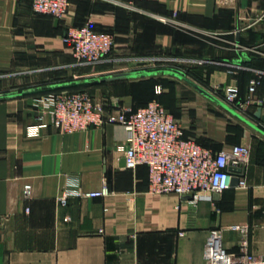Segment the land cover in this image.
<instances>
[{"label": "crops", "instance_id": "crops-1", "mask_svg": "<svg viewBox=\"0 0 264 264\" xmlns=\"http://www.w3.org/2000/svg\"><path fill=\"white\" fill-rule=\"evenodd\" d=\"M32 2L0 0V264H205L215 229L230 252L264 258V0H72L63 18ZM86 23L115 35L103 62H80L65 39ZM257 76L246 114L225 101L223 87L244 100ZM51 89L109 109L159 100L204 146H250L247 186L196 203L153 193L149 168L124 162L125 126L65 133L40 120ZM72 178L109 193L64 204Z\"/></svg>", "mask_w": 264, "mask_h": 264}, {"label": "built area", "instance_id": "built-area-1", "mask_svg": "<svg viewBox=\"0 0 264 264\" xmlns=\"http://www.w3.org/2000/svg\"><path fill=\"white\" fill-rule=\"evenodd\" d=\"M71 3L72 0H33L32 8L36 13L63 18ZM164 20L178 22L171 17ZM65 39L72 43L75 56L85 64L103 62L115 46L114 34L96 31L90 23L70 26ZM259 82L260 76L251 80L249 95L244 100L235 84L222 88L223 97L231 107L246 114ZM161 91L159 87L158 92ZM113 106L109 109L96 102L87 90L50 92L38 100L40 120L61 132L71 133L107 123L125 126L129 143L119 148L125 152L129 168L139 165L149 168V189L153 193L190 195L196 203L233 187L234 177L239 178L237 186H247L250 146L234 144L221 150L204 146L186 135L184 125L159 100L137 108L123 106L117 101ZM80 183L79 178L71 179L70 188L61 196L64 204L72 196L96 197L109 193L106 186L101 190L85 191ZM30 194L31 184H25V197L29 198ZM234 228L243 233L247 231L245 226L235 225ZM205 264H264V258L250 252L245 244L239 252H230L215 229L206 243Z\"/></svg>", "mask_w": 264, "mask_h": 264}, {"label": "water", "instance_id": "water-1", "mask_svg": "<svg viewBox=\"0 0 264 264\" xmlns=\"http://www.w3.org/2000/svg\"><path fill=\"white\" fill-rule=\"evenodd\" d=\"M262 106H263L262 104L259 105V109H258L257 112H256V116L259 117V118H263V119H264V116H263V114H262ZM124 162H126V159L124 160ZM232 183H233L234 186L238 185V183H239V178H238V177H234ZM219 194H220V193H215V194H214V197H215V198H218V197H219ZM189 197H191V196L189 195Z\"/></svg>", "mask_w": 264, "mask_h": 264}, {"label": "trees", "instance_id": "trees-1", "mask_svg": "<svg viewBox=\"0 0 264 264\" xmlns=\"http://www.w3.org/2000/svg\"><path fill=\"white\" fill-rule=\"evenodd\" d=\"M80 90H84V89H75V90H69V91H72V92H74V91H80ZM54 92V91H61V90H55V89H51V90H46V91H44V93H50V92Z\"/></svg>", "mask_w": 264, "mask_h": 264}, {"label": "rangeland", "instance_id": "rangeland-1", "mask_svg": "<svg viewBox=\"0 0 264 264\" xmlns=\"http://www.w3.org/2000/svg\"><path fill=\"white\" fill-rule=\"evenodd\" d=\"M113 34V33H112ZM115 36V35H114Z\"/></svg>", "mask_w": 264, "mask_h": 264}]
</instances>
